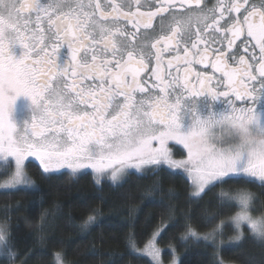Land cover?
<instances>
[{"label":"snow or ice","instance_id":"snow-or-ice-1","mask_svg":"<svg viewBox=\"0 0 264 264\" xmlns=\"http://www.w3.org/2000/svg\"><path fill=\"white\" fill-rule=\"evenodd\" d=\"M169 142L187 157L174 159ZM26 161H38L45 179L62 169L110 172L115 187L128 169L157 175L167 165L188 174L196 201L239 182L215 193L217 212L204 216L238 204L231 219L239 235L218 246L189 228L180 243L264 247V214H251L258 197L248 187L264 189V0H0V174L8 177L0 192L30 193L29 206H40L42 187ZM159 190L157 180L146 195ZM228 227L221 221L215 231ZM129 251L161 264L152 241L139 250L130 235ZM0 257L19 258L3 229Z\"/></svg>","mask_w":264,"mask_h":264},{"label":"trees","instance_id":"trees-1","mask_svg":"<svg viewBox=\"0 0 264 264\" xmlns=\"http://www.w3.org/2000/svg\"><path fill=\"white\" fill-rule=\"evenodd\" d=\"M162 169L157 175L132 172L122 186L115 187L108 173L98 176L91 171H85L86 174L62 171L45 179L39 164L27 161L26 171L41 184L44 202L30 207V193L0 192V226L6 237L14 236L19 252V258L11 261L0 257V264H55L56 253H60L63 264H110V259L113 264H155L148 257L129 251L130 235L140 249L165 225L171 226L157 239L165 264L171 263L174 256L170 247L183 264H215L216 258L237 264L250 259L253 264H261L264 247L252 239L246 240L242 247H223L219 252L195 238L189 239L187 246L180 243L179 238L187 235L189 228L210 231L238 211L237 204L221 210L215 219L204 221L206 214L217 212L214 194L221 189L228 191L229 184L239 182L217 185L203 199L190 200L193 185L188 174L167 166ZM157 180L161 190L146 195ZM169 187H175L179 196L170 198ZM248 187L258 197L253 212L264 214V189L257 184ZM57 202L59 211L55 207ZM89 216L95 217L94 224L88 223ZM249 231L244 228L245 235ZM234 232L229 224L224 234ZM115 253L123 255L116 257Z\"/></svg>","mask_w":264,"mask_h":264},{"label":"rangeland","instance_id":"rangeland-1","mask_svg":"<svg viewBox=\"0 0 264 264\" xmlns=\"http://www.w3.org/2000/svg\"><path fill=\"white\" fill-rule=\"evenodd\" d=\"M23 101H19L18 102V106L21 108V107H23ZM171 144H176L177 145V143H175V142H169V145H168V147L170 148V145ZM177 147L178 148H174V150H172V154H173V158L174 159H177V160H181V159H185V157L184 158H182L183 156H182V150H184L185 152L187 151L182 145H177ZM171 149V148H170ZM180 149H182V150H180ZM29 160H33V158H29ZM37 163H38V161H36ZM4 162H0V164H3ZM26 163H27V161L25 162V171H26ZM39 164V163H38ZM6 170H7V173H8V175H10L11 174V172L12 171H14V160H11V158L9 159V161L7 162V164H6ZM62 171H69V172H72V173H79V172H74V171H72V170H70V169H62L60 172H62ZM84 172L85 171H91V172H93V173H95L92 169H85V170H83ZM128 172H136V170L135 169H128L127 171H126V173L124 174V175H122L121 176V181H124L125 180V178L128 176L127 175V173ZM26 173H27V171H26ZM28 174V173H27ZM96 174V173H95ZM107 174V173H106ZM108 174H109V178H110V176H111V173L110 172H108ZM29 175V174H28ZM97 175V174H96ZM105 175V174H104ZM99 176H102V175H99ZM8 177L6 176V175H3V174H0V183H2L5 179H7ZM32 178V177H31ZM33 179V178H32ZM111 180V179H110ZM191 180V179H190ZM113 182V181H112ZM192 182V181H191ZM113 183H116V182H113ZM192 185H193V191H192V193H194L195 191H196V187H195V185L192 183ZM253 193V192H252ZM254 194V193H253ZM239 206V205H238ZM239 209H240V206H239ZM239 209H238V211H239ZM251 214L254 216V217H256V216H260L259 215V213H254L253 212V209L251 210ZM234 216V215H233ZM232 216V217H233ZM231 217V218H232ZM228 219V220H225V221H223V222H225V223H229V224H231V225H233V221H232V219ZM1 228L0 229H3V233H4V236H5V238H7L6 237V233H5V230H4V228L2 227V226H0ZM242 227V229H243V231H244V228H248V226L245 224V225H242L241 226ZM161 228H163V227H161ZM161 228H159V229H157L156 230V232L154 233V235L152 236V238L149 240V241H152V242H154L155 243V246L158 248V249H160V260H161V264H165L164 262H163V260H162V253H163V249L162 248H160L159 247V245H158V243H157V239H158V237H159V235L161 234H159V235H155ZM217 228V227H216ZM216 228L215 229H212V230H210V231H207V232H197L199 235H201V236H204V235H207L208 236V239L210 240V241H214L215 242V244L216 245H220L221 244V241H223V242H225V244H227V242L229 241V239L230 238H234L235 236H237V235H239V230H235V232L232 234V235H225V234H223V235H220L219 234V232H216L215 230H216ZM249 229V228H248ZM147 245V243L142 247V248H140L139 250H143L144 248H145V246ZM173 247H170V248H168V249H170L172 252H173V254H174V256H173V259H172V261L174 260V259H177V258H179V256L174 252V248L172 249ZM221 248H223V247H217L216 249H217V251L219 252V250L221 249ZM144 256H146V257H148L153 263H155V261H153L152 259H151V257H149V256H147V255H144ZM219 259H221V258H219ZM222 260V259H221ZM172 261H171V263H169V264H172ZM224 261V264H237V263H235V262H229V261H225V260H223Z\"/></svg>","mask_w":264,"mask_h":264},{"label":"flooded vegetation","instance_id":"flooded-vegetation-1","mask_svg":"<svg viewBox=\"0 0 264 264\" xmlns=\"http://www.w3.org/2000/svg\"><path fill=\"white\" fill-rule=\"evenodd\" d=\"M215 2V0H204V3H205V6L206 7H211L212 5H213V3ZM155 24L157 25V32H158V25H159V19H157V21H155ZM156 33H149L148 35L149 36H152V35H155ZM145 39V34L144 33H141V36H140V39L137 41V43H140L141 41H143ZM243 39V38H242ZM238 44H240L241 43V41H238L237 42ZM66 51V50H65ZM201 70H203L202 68H201ZM208 71H211V69H208ZM219 106V105H218ZM23 107H21V109H22ZM177 145H179V144H177ZM177 145L176 144H171L170 145V148H171V151L172 150H174V148H178L177 147ZM180 150H182V149H180ZM182 153H183V157L182 158H186L187 157V151L185 152L184 150H182ZM164 166H167V165H163V167Z\"/></svg>","mask_w":264,"mask_h":264}]
</instances>
